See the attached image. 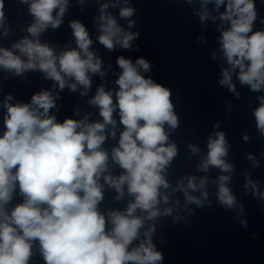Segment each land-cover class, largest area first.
Wrapping results in <instances>:
<instances>
[{"label":"clouds","instance_id":"1","mask_svg":"<svg viewBox=\"0 0 264 264\" xmlns=\"http://www.w3.org/2000/svg\"><path fill=\"white\" fill-rule=\"evenodd\" d=\"M184 2L193 5L194 15L201 23L220 21L219 50L227 67L221 66L218 83L237 99L240 93L233 83L234 75L241 86L252 92H264V27H255L257 21L264 26V16L258 14L257 0H198V9L197 0ZM17 3L27 6L33 20L25 29L28 35L10 48L0 47V69L21 78L28 72L39 71L54 83L51 90L33 93L28 102L12 103V94L3 99L0 264H29L37 242L44 264H164V253L153 240L157 221L171 216L173 224L182 221L187 225L185 217L195 215L189 205L202 208L208 202L211 207L207 175L184 176L175 186L167 179L178 156V146L169 138L180 126L171 90L144 75L152 68L146 58L137 57L133 61L121 55L116 60L120 69L115 80L117 88L106 90L101 84L87 101L99 109L102 119L90 121L89 115H85L81 119L69 117L58 121L51 110L57 107L60 91L67 87L75 93L82 87L80 95L85 96L91 88L92 75L105 76L103 62L91 50L93 40L79 20L70 22L75 47L57 52L55 46L41 42L44 32L49 28L56 30L63 23L69 0H17ZM78 3L84 5L85 0ZM97 3L99 15L94 23L100 32L98 42L110 52L117 47L134 50L141 33L129 30L136 25L133 17L137 12L130 0L103 3L97 0ZM260 3L264 4V0ZM5 7L6 0H0V34L7 37L11 29L6 22ZM110 7L119 8V17L127 21V29L108 11ZM198 39L202 41L204 37ZM135 50H139V45H135ZM256 99L258 106L252 115L257 131L264 137V95ZM75 114H79L78 109ZM118 122L123 130L117 146L109 153L104 144L109 137H116ZM213 127L219 129L220 123ZM242 139L249 142L250 137L245 133ZM230 147L224 131L211 133L207 153L197 171L208 173L216 168L227 173L212 182L217 187L216 202L225 211H236L240 224L247 228L243 204L229 187L234 172V165L226 160ZM188 148L193 155L200 152L194 144L189 143ZM261 157L264 158V152ZM247 159L253 167H259L255 156L248 154ZM110 161L122 170L119 175L111 174ZM245 181V194L250 190L255 199L264 201L260 182L251 179L248 173ZM105 185L115 190L116 201L125 194L132 198L124 210L108 209L106 213L100 210ZM17 189L21 201L9 209ZM177 192L183 195V204L179 198L173 199Z\"/></svg>","mask_w":264,"mask_h":264}]
</instances>
